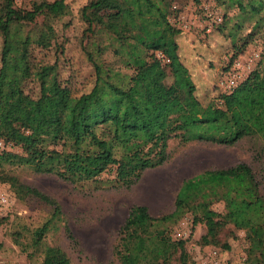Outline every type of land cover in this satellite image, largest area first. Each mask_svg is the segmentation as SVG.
Instances as JSON below:
<instances>
[{"label": "trees", "instance_id": "16d2710c", "mask_svg": "<svg viewBox=\"0 0 264 264\" xmlns=\"http://www.w3.org/2000/svg\"><path fill=\"white\" fill-rule=\"evenodd\" d=\"M209 1L214 0H197L199 8L204 11ZM229 1L252 22L249 39L264 28V0ZM171 4L91 0L81 11L87 39L82 52L94 83L75 95L58 78L55 63L36 62L33 55L55 41L50 21L66 13L65 0L41 1L29 10L16 8L14 0H0V139L20 149L0 150V184L8 185L14 198L35 199L58 212L54 201L7 173V165L71 184L97 182L114 169L113 179L104 184L130 188L170 159V140L230 147L254 138L264 146V58L235 89L220 95L219 104L204 105V90L178 55L183 27L168 20L179 11ZM245 46L233 52L230 62L244 55ZM108 55L113 62L105 59ZM30 83L37 84L35 96L26 93ZM216 203H223V212L212 209ZM186 214L192 228H205L201 246L229 250L219 235L232 226L245 234L247 259L264 264V194L243 163L183 181L168 214L151 217L145 207L132 209L119 231L124 244L114 252L118 264H191L185 240L176 239L170 229ZM44 231L36 232V246ZM40 264L68 261L56 249Z\"/></svg>", "mask_w": 264, "mask_h": 264}, {"label": "rangeland", "instance_id": "374dc122", "mask_svg": "<svg viewBox=\"0 0 264 264\" xmlns=\"http://www.w3.org/2000/svg\"><path fill=\"white\" fill-rule=\"evenodd\" d=\"M41 1L54 0H14V4L18 9L29 10L34 3ZM90 1L65 0L66 13L50 21L55 41L49 49H36L33 54L36 62L55 63L58 78L75 95L89 91L94 83L93 69L82 52V44H86L87 39L83 35L86 26L81 11ZM174 3L179 11L170 15L168 20L177 27H183L182 34L194 37L199 50L197 57L202 58L200 53L206 48L215 51L208 60L211 67L206 66L214 71L213 86L208 87V96L203 99L204 105L215 106L222 94V90L217 88L218 83L224 77L233 52L243 42H246L244 55L258 53L263 60L264 28L249 39L252 22L241 18L229 0H214L209 1L206 7L218 13L223 22L207 32L206 25L210 21L203 7L199 8L197 0H172ZM37 23H42L41 18ZM2 45L0 36V58ZM105 59L114 61L111 55ZM25 90L35 96L37 84L30 83ZM0 141L4 143L5 150L20 152L11 142ZM263 148L262 142L254 138H244L230 147L199 142L181 145L178 140H170V159L161 167L146 171L140 181L130 188L104 184L106 180L113 179L114 169L105 172L97 182L71 184L53 175L35 173L28 167L7 165L4 167L7 173L54 201L58 212L35 199L18 201L8 185L0 184V191L12 201L7 215L0 220V264H40L51 250L56 249L65 256L68 264H118L114 252L122 251L124 243L120 240L119 231L130 211L145 207L151 217L170 213L180 185L189 178L205 171L227 169L243 163L250 167L264 194ZM212 209L223 212V203L213 204ZM191 222V216L186 214L170 228L176 239L185 240L191 264H252L247 259L243 231L227 226L220 233V243L229 247L225 251L221 246H201L199 239L205 234V228L201 225L192 228ZM42 227L45 231L36 246L35 235Z\"/></svg>", "mask_w": 264, "mask_h": 264}, {"label": "built area", "instance_id": "2783aa9c", "mask_svg": "<svg viewBox=\"0 0 264 264\" xmlns=\"http://www.w3.org/2000/svg\"><path fill=\"white\" fill-rule=\"evenodd\" d=\"M204 11L205 16L210 21L208 25H206L207 32H211L214 25H218L222 22V18L218 13L211 12L208 7H204ZM159 57L161 58L162 56L159 55ZM259 61L260 55L258 53H253L250 55H241L232 62L227 63L224 77L218 83V87L222 90V93H229L235 89L256 68ZM4 149L5 145L0 141V150ZM11 205L12 201L9 196L3 191H0V218L7 215ZM212 258L215 257L212 256ZM210 264L216 263L210 262Z\"/></svg>", "mask_w": 264, "mask_h": 264}, {"label": "crops", "instance_id": "0c3cea01", "mask_svg": "<svg viewBox=\"0 0 264 264\" xmlns=\"http://www.w3.org/2000/svg\"><path fill=\"white\" fill-rule=\"evenodd\" d=\"M186 18V17H185ZM188 18V17H187ZM191 18V17H190ZM189 18V20H191ZM192 24V23H191ZM194 24V23H193ZM195 25H198L197 23ZM195 39L190 34L184 35L181 34L177 40L178 44V55L181 58L182 63L188 69L192 79L196 83L198 88H202L204 92H206V96H208V87L213 86L212 81L214 80L213 77V70L210 68L207 69L206 66H210L209 58L211 53L215 52L214 49L206 48L203 50L202 58L197 57L198 49L196 47ZM207 69V70H206ZM145 174V173H144ZM143 174V176H144ZM142 176V177H143ZM141 177V178H142Z\"/></svg>", "mask_w": 264, "mask_h": 264}]
</instances>
